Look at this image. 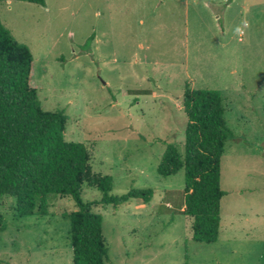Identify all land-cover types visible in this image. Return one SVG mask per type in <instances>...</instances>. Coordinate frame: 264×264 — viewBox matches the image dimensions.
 <instances>
[{"label": "rangeland", "instance_id": "374dc122", "mask_svg": "<svg viewBox=\"0 0 264 264\" xmlns=\"http://www.w3.org/2000/svg\"><path fill=\"white\" fill-rule=\"evenodd\" d=\"M0 19L34 57L42 109L64 110L65 140L86 145L84 202L151 188L147 203L95 204L104 264H264V0H13ZM93 36L90 48L84 44ZM222 92L233 133L221 157V223L214 243L193 240L182 213L184 171L163 177L167 144L184 148V85ZM0 196V264H73L69 196L49 215L20 216Z\"/></svg>", "mask_w": 264, "mask_h": 264}, {"label": "trees", "instance_id": "16d2710c", "mask_svg": "<svg viewBox=\"0 0 264 264\" xmlns=\"http://www.w3.org/2000/svg\"><path fill=\"white\" fill-rule=\"evenodd\" d=\"M13 1V0H0ZM45 5V0H21ZM93 34L85 42L90 48ZM34 57L18 42L0 19V196L15 201L20 216L45 217L53 196H69L77 209L66 214L70 222L73 264H104L107 247L102 216L95 204L117 207L130 199L147 203L151 188L111 193L113 178L99 176L93 183L100 199L84 202L81 187L91 177L89 151L82 142L65 140L64 110L42 109L33 80ZM183 110L187 118L184 148L167 144L157 172L166 177L184 171L182 213L192 219V238L214 243L221 223V157L233 138L225 120L223 95L217 89L184 85Z\"/></svg>", "mask_w": 264, "mask_h": 264}]
</instances>
